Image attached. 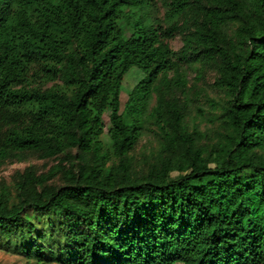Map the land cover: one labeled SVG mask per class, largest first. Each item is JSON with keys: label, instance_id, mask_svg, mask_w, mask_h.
Instances as JSON below:
<instances>
[{"label": "trees", "instance_id": "obj_1", "mask_svg": "<svg viewBox=\"0 0 264 264\" xmlns=\"http://www.w3.org/2000/svg\"><path fill=\"white\" fill-rule=\"evenodd\" d=\"M151 1L0 0V163L34 152L69 164L25 170L15 200L0 184V238L39 263L264 264V0H168L156 24ZM174 31L178 52L164 42ZM191 61L229 96L226 132L202 148L160 92L149 115L170 154L138 174L129 154L151 92L170 71L184 86ZM131 68L142 76L121 111ZM57 172L67 183L47 184Z\"/></svg>", "mask_w": 264, "mask_h": 264}, {"label": "rangeland", "instance_id": "obj_2", "mask_svg": "<svg viewBox=\"0 0 264 264\" xmlns=\"http://www.w3.org/2000/svg\"><path fill=\"white\" fill-rule=\"evenodd\" d=\"M168 0H152L146 16L150 19L149 23H159L163 18ZM187 15L178 18L177 24H181ZM164 26V23L161 22ZM189 26V24H188ZM187 26V27H188ZM235 24H230L226 33L230 37L233 35ZM126 32H130L126 28ZM183 32L174 31L171 36L166 37L164 42L168 44L171 50L178 52L183 47ZM181 69L185 73L186 83L184 86H174L169 80L174 76L170 71L165 76H160L155 89L151 92L148 99L147 109L144 112L141 135L129 156L136 173L146 171L149 164L160 160L170 154V151L163 145L161 131L154 119L149 115L152 108L156 105L157 96L160 92L164 93L166 98L174 97L182 107L183 111V129L188 133L195 132L198 145L209 150L212 143L226 132V124L222 117L224 107L227 105L229 96L226 92L215 85L218 76L216 70L208 64L201 62H183ZM142 73L135 68H131L125 73L121 91L119 95L120 110L122 111L128 94L138 83ZM104 128L101 140L105 145H109L111 140L108 136L110 122L108 113L102 116ZM72 154L75 151H71ZM61 163V166L69 167L67 158L64 154L53 158H40L37 153L27 152L21 159H9L0 163V184L6 185L11 191V199L15 200L14 183L19 179L23 172L31 169L35 175L45 174L53 165ZM177 172H172V176ZM47 184L61 186L67 183L61 172H57L50 178ZM49 259V258H46ZM0 264H58L54 260L37 262L35 258H28L20 253L17 238H0Z\"/></svg>", "mask_w": 264, "mask_h": 264}]
</instances>
